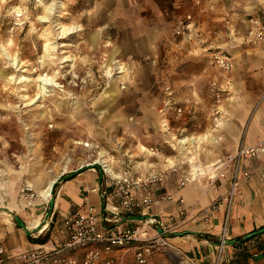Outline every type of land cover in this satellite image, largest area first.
<instances>
[{"label": "rangeland", "instance_id": "rangeland-1", "mask_svg": "<svg viewBox=\"0 0 264 264\" xmlns=\"http://www.w3.org/2000/svg\"><path fill=\"white\" fill-rule=\"evenodd\" d=\"M152 5L0 0V189L6 194L28 207L39 197L49 200L54 191L39 196L31 183L42 172L47 180L67 159L61 174L91 167L83 161L99 150L114 173L129 167L140 175L164 163L178 166L181 159L193 168V156L200 163L216 149L190 141L207 133L204 124L212 116L205 109L218 97L202 78L181 82L177 56L184 22L173 25L171 34L161 26L156 35ZM252 50L238 55L243 73ZM210 59L215 66L213 54ZM190 65L200 75L197 64ZM42 77L53 83L45 92ZM25 187L34 194L29 205L21 197Z\"/></svg>", "mask_w": 264, "mask_h": 264}, {"label": "crops", "instance_id": "crops-1", "mask_svg": "<svg viewBox=\"0 0 264 264\" xmlns=\"http://www.w3.org/2000/svg\"><path fill=\"white\" fill-rule=\"evenodd\" d=\"M153 3L156 35L162 34L161 26L169 28L171 34L173 25L184 22V34L179 42L182 48L177 56L181 82L188 85L194 78H202L203 82L210 83L211 95L218 97L217 103L213 102L212 107L205 109V114L212 116L211 122L204 124L207 133L197 137H201L199 142L216 149L199 161L200 166L223 159L233 152L240 140L246 144L255 143L264 132V48L259 43L250 44L248 34L254 27L252 19L258 18L264 23V0H152ZM165 45L170 46L168 42ZM249 47L253 48V56L251 54L250 59L246 57L251 62L245 64L243 73L239 69L238 55L247 52ZM220 52L231 58L232 65L227 71L217 64L213 66L210 59L212 54ZM169 58L173 59V55ZM192 62L197 64L200 75L193 74ZM232 84L236 88L233 93ZM93 160H85L83 164ZM177 163L179 171L175 172L165 163L161 168H151L150 171H163L162 182L150 193L154 201L148 208L134 206L130 211L119 205L116 187L100 167H84L76 172L71 170L61 174L64 168H68V159L47 180H42V172L31 183L38 191L50 178L59 176L53 195L54 206L48 217V199L39 197L28 207L16 195L6 194L0 189V207L4 208L0 209V248L3 249L0 264H13L24 252L39 245L46 248L57 246L64 238L57 231L56 223L84 205L93 207L99 226L111 231L141 225L150 215L161 220L164 227L180 223L165 235L171 247L157 249L147 256L145 263L136 260L132 244L116 248L108 254L116 262L181 264L184 261L188 264L192 261L195 264H210L223 225L226 203L221 201L208 218L206 209L228 192L231 165L225 177L213 183L204 174L178 188L179 176L186 175L193 168L185 166L186 161L182 159ZM242 168L250 171V176L242 180L240 190L233 199L228 223L230 240L224 254L226 260L236 256V243L264 227V161L249 158L244 160ZM164 195H171L172 199L163 198ZM178 197L183 199L182 203L177 200ZM181 210L185 216L180 214ZM16 216L26 228L18 224ZM35 219L37 224L34 228H28V222ZM152 226L157 228L155 223ZM71 254L79 260L83 249ZM248 264H264V255H258Z\"/></svg>", "mask_w": 264, "mask_h": 264}, {"label": "built area", "instance_id": "built-area-1", "mask_svg": "<svg viewBox=\"0 0 264 264\" xmlns=\"http://www.w3.org/2000/svg\"><path fill=\"white\" fill-rule=\"evenodd\" d=\"M252 23L254 27L249 31V40L261 44L264 48V23L258 18L252 19ZM180 30L183 32V28ZM180 30L178 31L180 32ZM213 60L222 70L227 71L231 68V58L223 52L213 54ZM249 158H261L264 161V132L255 143L246 144L240 140L233 152L227 154L223 159L204 165L203 172L191 169L186 175L179 176L178 188L204 174L208 176L210 183H213L218 178L225 177L231 165L228 192L221 198L215 199L206 209V218H208L221 201L226 203L223 225L210 264L226 262L225 248L230 240L228 235L229 214L242 180L250 176V171L242 168L244 160ZM102 169L116 187V194L120 198L119 205L128 211L134 206L150 207L154 201L150 193L154 192L163 180V174L159 171L137 175L129 167L123 168L119 173H114L113 170L105 172L103 166ZM171 169L174 172L179 171L178 166H173ZM33 196L31 188L22 189L21 197L28 205L32 203ZM163 198L172 199V196L164 195ZM177 200L180 203L183 202L181 197H178ZM180 214L185 216L183 210L180 211ZM154 223L158 229L152 226ZM179 224L164 227L161 220L150 215L141 225L111 231L99 226L98 216L93 207L84 205L56 223L57 231L64 238L62 242L53 248L36 246L24 252L13 264H121L108 254L114 249L128 244L134 246L136 260L139 263H145L147 256L157 249L171 247L165 235L173 231ZM78 249H83V255L79 260L71 254ZM2 251L3 249L0 248V253ZM181 264H185L184 261ZM188 264L195 263L188 261Z\"/></svg>", "mask_w": 264, "mask_h": 264}, {"label": "bare ground", "instance_id": "bare-ground-1", "mask_svg": "<svg viewBox=\"0 0 264 264\" xmlns=\"http://www.w3.org/2000/svg\"><path fill=\"white\" fill-rule=\"evenodd\" d=\"M47 85H53V83L51 82V78H40V83L39 86L41 88V92H45L46 91V86ZM201 138V137H200ZM200 138H198L197 140H189L191 143H194L195 141L197 142L198 140L200 141ZM186 139H179L177 141L178 144H182L185 143ZM85 145H89V143H86ZM194 146V145H193ZM190 153V151H189ZM194 156L191 158V163L193 164V170L194 171H200L203 172L204 168L200 166L199 163L194 162L193 161ZM93 162H96L98 164H100L101 166H103L105 172H112L110 163L108 162V158L106 157L105 153L101 150L98 151L97 153V157L94 158ZM93 162H89V163H85V164H91ZM66 168H64L65 170ZM62 173V172H61ZM52 176V175H51ZM58 176V175H57ZM57 176H54L52 178H50L46 184H44L41 188L38 189V195L39 196H43L46 198H49V196L51 195V185L54 182V180L57 178ZM37 179V178H36ZM37 190V188H36ZM37 224V219L32 220L30 222H28V228H32L33 226H35ZM34 228V227H33Z\"/></svg>", "mask_w": 264, "mask_h": 264}, {"label": "trees", "instance_id": "trees-1", "mask_svg": "<svg viewBox=\"0 0 264 264\" xmlns=\"http://www.w3.org/2000/svg\"><path fill=\"white\" fill-rule=\"evenodd\" d=\"M257 238V241H254ZM238 251L235 257L226 260L224 264H248L258 255H264V231L253 234L235 244Z\"/></svg>", "mask_w": 264, "mask_h": 264}, {"label": "water", "instance_id": "water-1", "mask_svg": "<svg viewBox=\"0 0 264 264\" xmlns=\"http://www.w3.org/2000/svg\"><path fill=\"white\" fill-rule=\"evenodd\" d=\"M89 165H91V167H95V166H97L98 164H97L96 162H93V163H91V164H89ZM82 168H84V167L81 166L80 168H78V169H76V170H74V171L76 172V171H78L79 169H82ZM58 179H59V176H58V177L54 180V182L52 183V185H51V193H53L55 183L58 181ZM48 205H49V210H48V212H47L46 217H48V216L50 215V213H51V211H52V208H53V206H54V196H50L49 201H48ZM15 218H16V220H17V222H18L19 225H21L23 228H26V225L24 224V222H23L18 216H16ZM262 231H264V227L259 228V229L255 230V231L249 233L246 237H249V236H251V235H253V234H256V233H260V232H262ZM232 242H233V241H232Z\"/></svg>", "mask_w": 264, "mask_h": 264}]
</instances>
